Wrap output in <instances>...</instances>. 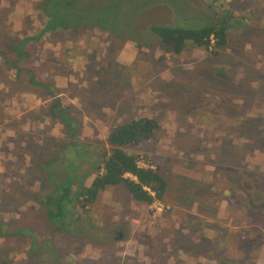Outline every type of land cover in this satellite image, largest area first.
Here are the masks:
<instances>
[{"label":"rangeland","instance_id":"obj_1","mask_svg":"<svg viewBox=\"0 0 264 264\" xmlns=\"http://www.w3.org/2000/svg\"><path fill=\"white\" fill-rule=\"evenodd\" d=\"M35 1L15 0L14 16L0 3V43L40 30ZM215 1L127 0L121 16L130 24L139 8L165 5L171 26L189 29L233 11L223 49L211 38L204 50L163 53L149 29L136 41L94 27L42 35L22 66L53 98L26 75L9 77L0 59V101L11 100L4 110L23 132L0 128V264H264V0ZM55 98L79 126L67 149L65 118L43 115ZM140 116L158 128L128 152L165 178L161 202L110 188L82 213L72 171H89L108 129ZM51 164L61 169L43 172ZM69 184L62 208L58 190ZM197 230L210 235L192 243Z\"/></svg>","mask_w":264,"mask_h":264},{"label":"trees","instance_id":"obj_2","mask_svg":"<svg viewBox=\"0 0 264 264\" xmlns=\"http://www.w3.org/2000/svg\"><path fill=\"white\" fill-rule=\"evenodd\" d=\"M29 1V0H27ZM182 4H184L180 0ZM216 3L215 0H210ZM245 2L244 7L250 4V1ZM8 8L7 11L11 13L15 6V0H0ZM127 0H36V10L39 14V21L43 19L42 26L37 32H30L28 36L23 37L16 42H1L0 43V59L7 70V75L14 77L23 74L28 79L30 84L38 86L46 91V98H53L54 93L49 86L36 80L30 74V70L22 66V62L27 60V47L34 44H39L42 35L55 31H66L78 27H94L107 35L117 38H134L133 30L128 31L129 23L125 24L122 20L123 7L127 4ZM255 4V2H254ZM142 8V7H141ZM140 9V8H139ZM242 10V9H240ZM254 10V9H253ZM227 18L211 19L206 21L203 26H198L189 29H176L173 26L153 27L149 28L150 32L155 35L158 41V48L163 53H170L172 55H179L187 44L198 48L207 49L210 46L215 49H223L226 43V36L222 21H227L233 18V11L225 10ZM17 13L13 10L12 16ZM122 15V16H121ZM42 17V18H40ZM0 24L5 22V17L0 18ZM241 21L244 18L240 17ZM225 23V22H224ZM226 25V24H225ZM210 37L215 39V43L210 45ZM136 41V39H133ZM210 45V46H209ZM210 50V49H209ZM215 51V50H213ZM213 53V52H212ZM10 54L13 55L9 59ZM264 54V52H263ZM51 60V59H50ZM54 64V61L51 60ZM13 70L10 75L9 71ZM253 84L260 86L259 79H255ZM12 99V97H11ZM11 100L5 99L0 101V128L14 131L12 133L23 135L20 128H14L13 122H9L11 116L5 110L9 109ZM37 101V100H36ZM53 105H49L44 110V117L51 121L57 120L60 123L61 117H64L62 125L64 132L68 136L67 146L69 148L76 141L74 136L78 133L79 126L72 127V119L66 112L67 106L61 104L59 98L52 100ZM5 109V110H4ZM38 109V106L35 107ZM8 119V120H7ZM53 119V120H52ZM38 119H30V123H37ZM2 125V126H1ZM157 123L154 119L140 116L135 119H129L116 125L111 126L106 134L105 143L107 151L100 154V160L89 167V171H81L75 174V170L71 173V182L74 184L73 196L80 199V206L83 208L82 213H87L89 207L93 205L101 192L106 189L120 188L125 193L128 199L133 202L143 205H150L153 202H161L167 185L165 178L159 174L158 169L141 168L138 163V156L134 153L128 152L132 148L149 145L153 141L155 132L157 131ZM76 130V133L75 131ZM2 135V133H0ZM80 148V147H79ZM81 150V148H80ZM48 166V167H47ZM45 166L43 172H48V169L59 170L61 168L57 165ZM66 174V172L64 171ZM93 173V178L88 186L81 184L83 179L89 174ZM127 175L131 178L124 177ZM67 180V179H66ZM69 185L63 186L58 190V203L67 204V191ZM240 255V254H239ZM239 264H244L243 260L238 261ZM34 263V261H33Z\"/></svg>","mask_w":264,"mask_h":264},{"label":"water","instance_id":"obj_3","mask_svg":"<svg viewBox=\"0 0 264 264\" xmlns=\"http://www.w3.org/2000/svg\"><path fill=\"white\" fill-rule=\"evenodd\" d=\"M173 15L171 10L165 5H153L140 9L132 21L131 28L135 32H145L153 27L171 26Z\"/></svg>","mask_w":264,"mask_h":264},{"label":"crops","instance_id":"obj_4","mask_svg":"<svg viewBox=\"0 0 264 264\" xmlns=\"http://www.w3.org/2000/svg\"><path fill=\"white\" fill-rule=\"evenodd\" d=\"M194 235H195V238L191 241L192 243L199 242V235L202 240H205L210 234H205V231L203 230H200V231L197 230V232Z\"/></svg>","mask_w":264,"mask_h":264},{"label":"flooded vegetation","instance_id":"obj_5","mask_svg":"<svg viewBox=\"0 0 264 264\" xmlns=\"http://www.w3.org/2000/svg\"><path fill=\"white\" fill-rule=\"evenodd\" d=\"M209 9H210V8H209ZM139 10H140V9H139ZM139 10H138V11H139ZM131 24H132V22H131L129 25L131 26ZM147 30H148V29H147ZM147 30H146V31H147ZM210 39H211V37H210ZM125 40H126V39H125Z\"/></svg>","mask_w":264,"mask_h":264}]
</instances>
